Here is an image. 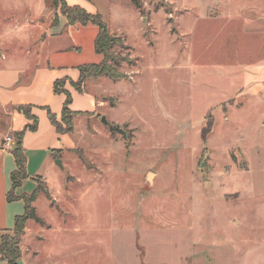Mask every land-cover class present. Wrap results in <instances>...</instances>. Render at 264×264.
I'll list each match as a JSON object with an SVG mask.
<instances>
[{
	"label": "rangeland",
	"instance_id": "obj_1",
	"mask_svg": "<svg viewBox=\"0 0 264 264\" xmlns=\"http://www.w3.org/2000/svg\"><path fill=\"white\" fill-rule=\"evenodd\" d=\"M83 1L121 41L125 77L69 83L101 105L73 118L61 167L31 159L41 191L20 250L37 264H264V0ZM60 18L47 0H0V72L28 82L70 27L79 60L59 59L101 62L96 27Z\"/></svg>",
	"mask_w": 264,
	"mask_h": 264
},
{
	"label": "crops",
	"instance_id": "obj_2",
	"mask_svg": "<svg viewBox=\"0 0 264 264\" xmlns=\"http://www.w3.org/2000/svg\"><path fill=\"white\" fill-rule=\"evenodd\" d=\"M64 1L69 6H79L88 13L94 14L92 10L88 9L83 0ZM60 21L66 25L65 18H60ZM72 30L73 28L70 27L69 31L71 34L65 36L66 43L61 47L55 48V52L48 57V60H51L50 66H46L47 69L45 70H36L33 74H30L31 77L28 82L21 81L22 77L26 75L24 71L0 72V238L5 232H10L13 229L15 218L24 214V202L22 200L6 201V195L11 188L9 177L16 170V164L11 154L14 142L11 141L9 146H7L5 143L6 138H14L16 133L23 132L21 146L26 159V174L28 179L33 180V178L38 177L39 181H41L43 163L41 162L35 166L34 163L32 164L31 159L36 158L35 160L37 161L39 157L40 160H46L50 157L52 161H56V156H59L63 149L73 150L75 145L70 135L75 132V119L82 112L87 111L89 114H93L94 110L101 105V103L97 104L95 100L89 97H77L69 88V83L72 86L73 83L78 81V67L87 65L82 63H79L82 65L64 63L59 59L60 56H65L68 62L79 60L72 54L75 50H79ZM90 32H93L96 37L97 28L96 30L91 29ZM0 58L4 59L3 55H0ZM53 59L57 61L54 62ZM58 81L64 82L63 91L70 93L73 97L69 105V109L75 113L74 131L72 133H57L47 116L49 111L57 121L61 118L65 94L63 91L60 93L54 92V84ZM85 83L86 81L80 85V91H85ZM58 89L61 90L60 87ZM22 106L29 107L30 115L36 120V126L33 131L27 128V126L32 124V120L27 119L24 113L19 110ZM11 140L13 139L11 138ZM34 182L36 183V181ZM21 187L22 184L16 189V195H22L18 191ZM29 252L26 247L24 249L21 247V257L18 264H37L36 257L32 253L29 254ZM0 264L7 263L0 261Z\"/></svg>",
	"mask_w": 264,
	"mask_h": 264
},
{
	"label": "trees",
	"instance_id": "obj_3",
	"mask_svg": "<svg viewBox=\"0 0 264 264\" xmlns=\"http://www.w3.org/2000/svg\"><path fill=\"white\" fill-rule=\"evenodd\" d=\"M90 1V0H87ZM131 3L142 12L141 4L139 0H130ZM47 5L53 11L60 5V12L66 19L67 26H86L91 24L97 28V35L94 40V52L102 56V61L98 64H87L78 67L79 78L78 81L73 83L72 86L78 91H80V85L89 79H97L102 76H107L112 80L122 79L125 76L116 69L114 66L115 62L127 61L126 56H121L115 54L112 51V47L116 43L121 41L114 34H112L106 23L103 22L102 17L98 13H88L86 10L79 6H69L64 0H47ZM57 23H53L56 25ZM59 81L54 84V92L60 93L61 90L58 89ZM64 92V91H63ZM65 94L64 106L61 112L60 122L56 120L54 115L49 111L47 116L49 121L55 127L56 132L60 134L72 133L74 131L73 118L75 113L69 109L71 103V97L67 92ZM27 119L32 120V124L27 126L31 131L35 129L36 120L30 115L29 107L22 106L19 108ZM211 123H209L207 128H204L201 135V140L205 143L207 134L210 132ZM112 132L114 133L116 127H112ZM23 132L16 133L14 136V147L11 150V154L14 158L16 164V170L10 174L11 188L6 195V201L12 202L16 200H22L24 202V214L18 216L14 220V227L10 232H5L0 238V261L6 262L7 264H18L21 257L20 243L24 235V227L26 222L31 219H36L34 207L32 204L36 200L37 194L41 191V182L39 178H33L36 181V187L32 193L29 195L22 194L16 195L15 191L18 189L22 182L28 179L26 174V159L21 146ZM204 158L207 157L208 151L205 147L202 148ZM202 154V155H203ZM46 192V188L42 189Z\"/></svg>",
	"mask_w": 264,
	"mask_h": 264
},
{
	"label": "water",
	"instance_id": "obj_4",
	"mask_svg": "<svg viewBox=\"0 0 264 264\" xmlns=\"http://www.w3.org/2000/svg\"><path fill=\"white\" fill-rule=\"evenodd\" d=\"M101 122H102L103 124H105V125L107 124V122L104 120V118L101 119ZM55 164H56L57 166L61 167V162H60V160H56V161H55Z\"/></svg>",
	"mask_w": 264,
	"mask_h": 264
},
{
	"label": "built area",
	"instance_id": "obj_5",
	"mask_svg": "<svg viewBox=\"0 0 264 264\" xmlns=\"http://www.w3.org/2000/svg\"><path fill=\"white\" fill-rule=\"evenodd\" d=\"M11 141H12L11 138H6V140H5L6 145L9 146V144L11 143Z\"/></svg>",
	"mask_w": 264,
	"mask_h": 264
}]
</instances>
